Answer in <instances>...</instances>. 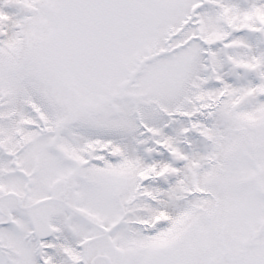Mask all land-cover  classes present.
Listing matches in <instances>:
<instances>
[{
    "label": "snow or ice",
    "instance_id": "obj_1",
    "mask_svg": "<svg viewBox=\"0 0 264 264\" xmlns=\"http://www.w3.org/2000/svg\"><path fill=\"white\" fill-rule=\"evenodd\" d=\"M0 264H264V0H0Z\"/></svg>",
    "mask_w": 264,
    "mask_h": 264
}]
</instances>
